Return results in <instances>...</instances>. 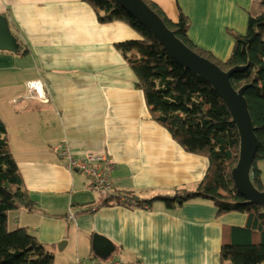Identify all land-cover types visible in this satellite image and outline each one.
<instances>
[{"label": "crops", "instance_id": "1", "mask_svg": "<svg viewBox=\"0 0 264 264\" xmlns=\"http://www.w3.org/2000/svg\"><path fill=\"white\" fill-rule=\"evenodd\" d=\"M151 1L173 22L181 12L191 42L222 62L234 47L227 31L243 34L247 13H260L258 0ZM0 15L29 52H0V119L40 209L10 212L8 230L25 228L53 264H220L221 245L245 215H219L199 198L137 204L194 191L207 169L151 119L114 46L138 35L120 22L99 24L81 0H0ZM64 147L77 157L109 155L112 191L92 192L82 174H70L57 152ZM258 168L264 181V161Z\"/></svg>", "mask_w": 264, "mask_h": 264}, {"label": "trees", "instance_id": "2", "mask_svg": "<svg viewBox=\"0 0 264 264\" xmlns=\"http://www.w3.org/2000/svg\"><path fill=\"white\" fill-rule=\"evenodd\" d=\"M94 12L101 25L120 22L138 38L116 43L115 49L137 79L151 119L163 127L184 153L203 157L207 169L202 181L191 192L173 197H155L137 204L151 205L161 200L170 207L193 199L209 201L219 215L237 212L245 215L242 228H231V241L220 248V264H264V207L246 204L234 188L231 170L237 163L239 137L224 102L207 81L183 68L161 47L152 35L112 0H81ZM191 51L222 71L245 67L230 78L231 86L244 92L247 109L258 141L251 167L253 186L264 191L258 163L264 161V0H258L260 13H247L243 34L227 31L234 47L227 61L214 58L196 47L188 38L189 20L180 12L173 22L151 0H143ZM17 38L16 55L26 57L27 48ZM22 209L40 211L31 197L19 167L11 153L4 123L0 119V264H53L50 248L40 244L25 228L9 231L7 217Z\"/></svg>", "mask_w": 264, "mask_h": 264}, {"label": "water", "instance_id": "3", "mask_svg": "<svg viewBox=\"0 0 264 264\" xmlns=\"http://www.w3.org/2000/svg\"><path fill=\"white\" fill-rule=\"evenodd\" d=\"M112 1L148 31L173 60L207 81L224 102L239 137L237 163L230 173L234 188L246 200V204L264 207V191H258L253 186L251 178V167L258 141L244 98V92L248 85L235 90L230 83L231 76L243 71L245 67L236 66L222 71L209 60L200 57L177 39L143 0ZM19 49V42L11 32L8 19L0 15V52L16 54ZM97 237L95 235L93 238L95 244H99L101 241V239L97 240Z\"/></svg>", "mask_w": 264, "mask_h": 264}, {"label": "built area", "instance_id": "4", "mask_svg": "<svg viewBox=\"0 0 264 264\" xmlns=\"http://www.w3.org/2000/svg\"><path fill=\"white\" fill-rule=\"evenodd\" d=\"M58 155L66 162V170L82 174L89 182L92 192L108 194L113 189L111 176L114 170V161L109 155L100 153H85L82 157L75 156L68 147L58 150ZM72 218V215H69ZM76 264H82L76 259ZM114 264H125L119 261Z\"/></svg>", "mask_w": 264, "mask_h": 264}, {"label": "rangeland", "instance_id": "5", "mask_svg": "<svg viewBox=\"0 0 264 264\" xmlns=\"http://www.w3.org/2000/svg\"><path fill=\"white\" fill-rule=\"evenodd\" d=\"M27 61L30 62L28 59H22V61H19V62H24V63H26ZM78 174H79V173H78ZM71 259L74 260V259H75V256L73 255Z\"/></svg>", "mask_w": 264, "mask_h": 264}]
</instances>
